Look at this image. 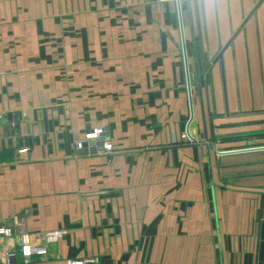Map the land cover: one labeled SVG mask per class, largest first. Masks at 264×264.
I'll list each match as a JSON object with an SVG mask.
<instances>
[{"label": "crops", "instance_id": "0c3cea01", "mask_svg": "<svg viewBox=\"0 0 264 264\" xmlns=\"http://www.w3.org/2000/svg\"><path fill=\"white\" fill-rule=\"evenodd\" d=\"M180 1L189 134L176 0H0V224L68 229L33 264H264V149L223 153L264 146V1L226 97L258 0Z\"/></svg>", "mask_w": 264, "mask_h": 264}, {"label": "built area", "instance_id": "2783aa9c", "mask_svg": "<svg viewBox=\"0 0 264 264\" xmlns=\"http://www.w3.org/2000/svg\"><path fill=\"white\" fill-rule=\"evenodd\" d=\"M160 2L175 0H159ZM3 115L0 113V119ZM183 137L188 140L187 134ZM78 149H87L96 152H110L114 145L106 138L101 128H95L85 135L83 140L76 142ZM22 148L20 152L26 151ZM68 234L67 228L52 229L47 231L30 232L26 228L24 216H15L14 225L6 226L0 224V254L3 264H33L34 257H45L52 244L62 240ZM67 264H98L96 257H82L68 259Z\"/></svg>", "mask_w": 264, "mask_h": 264}, {"label": "water", "instance_id": "95a60500", "mask_svg": "<svg viewBox=\"0 0 264 264\" xmlns=\"http://www.w3.org/2000/svg\"><path fill=\"white\" fill-rule=\"evenodd\" d=\"M177 5H178V15H179V24H180V30L182 34V53L184 57V63H185V69H186V77H187V88H188V94H189V100H190V106H191V114L189 121L187 123L186 127V132L189 134V127L190 124L194 118V109H193V97H192V84H191V78H190V72H189V65H188V54H187V46L185 42V37H184V25H183V19H182V12H181V1L176 0ZM264 0H258L255 6L251 9V11L247 14V16L244 18L242 23L239 25V27L236 29V31L233 33V35L229 38V40L224 44L220 52L218 53L217 57L214 59L213 63L219 62L221 65V70H222V79L224 83V89H225V97H226V81H225V72H224V52L228 49V47L232 44L234 41L235 37L238 35V33L242 30L246 22L249 20V18L253 15V13L257 10V8L260 6V4L263 3ZM195 48V54H197ZM199 70V68H198ZM202 79V84L210 82V74L207 73L206 75H201L200 76ZM2 124H7V118L6 115L3 116V120L1 121ZM12 128V126H9ZM14 133L16 135L20 134V130H14ZM192 138V137H191ZM17 141V140H15ZM9 143H12L13 140L10 138L8 139ZM0 143L3 145L5 144V139L0 141ZM259 149H264V146L261 147H250V148H245V149H235V150H228L223 153H234V152H241V151H250V150H259Z\"/></svg>", "mask_w": 264, "mask_h": 264}, {"label": "rangeland", "instance_id": "374dc122", "mask_svg": "<svg viewBox=\"0 0 264 264\" xmlns=\"http://www.w3.org/2000/svg\"><path fill=\"white\" fill-rule=\"evenodd\" d=\"M248 141V140H247ZM21 216V215H20ZM22 216H24V217H26V215L25 214H22Z\"/></svg>", "mask_w": 264, "mask_h": 264}]
</instances>
